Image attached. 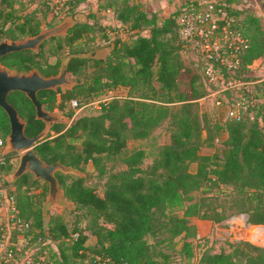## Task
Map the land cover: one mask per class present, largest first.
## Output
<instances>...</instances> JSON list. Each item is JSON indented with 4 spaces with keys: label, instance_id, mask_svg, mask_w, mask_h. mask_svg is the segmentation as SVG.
Wrapping results in <instances>:
<instances>
[{
    "label": "trees",
    "instance_id": "trees-1",
    "mask_svg": "<svg viewBox=\"0 0 264 264\" xmlns=\"http://www.w3.org/2000/svg\"><path fill=\"white\" fill-rule=\"evenodd\" d=\"M86 1L67 0L64 16L78 13V6ZM236 1L218 0L216 5L236 16L234 27L247 38L236 76L248 79L250 64L264 55V29L260 18L253 14L238 20ZM19 2L26 7L18 6ZM32 3L0 0V40L35 35L48 21L54 24L64 17L54 15L47 20L53 11L49 0ZM110 7L125 26L122 34L115 26L102 22L103 10ZM91 9L87 18L77 21L66 34L46 39L39 51L22 49L0 59L17 72L38 69L49 76L59 71L62 51L85 52L82 44H89L97 35L110 46L106 57L70 60L69 74L75 85L38 93L49 110H63L72 99L79 105L81 100H100L98 113L81 115L68 126L53 124L55 133L35 150L46 162L61 160L82 170L92 161L94 169L89 176L105 180L99 186L88 183V176L56 171L65 196L75 203L72 212L76 218L70 224L63 213H53L45 223L41 194L27 191L32 185L39 187L43 178L30 172L23 174L17 180L20 192L13 190L20 214L33 222V229L27 233L28 246L46 252L57 264H96L94 253L109 255L115 264H195L192 240L185 238L177 262L158 245L183 232L194 233L191 215L216 221L231 216L225 217L217 206L210 207L203 199L192 200L195 190L208 192L220 185L243 195L238 213H248L250 222L264 224V80L238 88L241 94L230 106L245 98L242 116L238 119L228 115L216 121L211 137L217 134L223 147L212 154L202 153L207 137L195 106L208 93L204 58L181 37L176 20L179 8L165 18L148 12L142 0H105ZM47 43L49 55H59L55 60L46 55ZM182 73L190 74V92L180 87ZM120 87L127 93L110 94ZM8 98L27 121L28 135H36L45 127L23 91H12ZM205 120L208 123V118ZM163 122L168 123L170 140L158 147L152 162L145 164V148L128 149V141L148 137ZM9 132L8 114L0 106V138H6ZM17 155L7 153V163L0 168V178L7 186L9 180L5 177L13 171V157ZM193 162H197L195 170L191 168ZM182 208V215L178 214L176 210ZM91 234L96 238L94 242L89 241ZM150 237H155L154 242ZM204 240L197 264H264V245L249 240L227 241L232 249L217 251Z\"/></svg>",
    "mask_w": 264,
    "mask_h": 264
},
{
    "label": "rangeland",
    "instance_id": "rangeland-1",
    "mask_svg": "<svg viewBox=\"0 0 264 264\" xmlns=\"http://www.w3.org/2000/svg\"><path fill=\"white\" fill-rule=\"evenodd\" d=\"M36 1L38 0H33V3ZM102 1L105 2V0H102ZM102 1L101 0H88L86 2H83L82 4L78 6L77 8L79 10L78 12H83L87 14L90 12V10H92L91 8L97 7L98 2L102 3ZM154 2L156 6H160V5L172 6L171 8H173L174 10L176 9V6L178 2H180V0L179 1L178 0H154ZM143 4H145V1L143 2ZM19 5L22 7H26L25 4L21 2L18 3V6ZM234 6L239 10L237 14L238 20L245 18V16L248 14H253L254 16H258L260 18L262 28L264 29V0H239L234 3ZM69 15H72V14H69ZM53 16L54 15L52 13H49V17L47 20L52 19ZM63 16H64V12H63ZM66 16L68 15H65L63 19ZM63 19H61L60 21H62ZM48 22H47V25H45L43 29L55 26L57 23H59L57 22L53 24L50 21ZM102 22L105 24H109L111 26H115L116 28H118L121 34L124 33L126 30L125 26H122V23L116 20L115 13L111 7L109 9L103 10ZM26 37L19 38V39H25ZM49 45L50 43H47L45 45L46 55L47 54L49 55V51H48ZM82 46L86 47L85 48L86 53L92 52L95 49H98L103 46H105L108 51L110 50L108 41L104 40L101 36H98V35L95 36L92 39V41L89 42V44L87 43L84 45L82 44ZM69 53L67 50L59 53L60 56L62 55L61 61H62V58L65 57ZM58 56L59 55H54V56L49 55L48 58L50 60H55ZM185 56H187L188 60L190 59L187 54ZM3 66H5V64ZM195 66H197L196 63H195ZM8 69L11 72H16L15 69L12 67H9ZM247 76H249L248 79H243V81H246L248 85L250 84V82L252 83L262 82L264 80V55L255 59L254 62L250 64V70L248 71ZM69 77L71 78V80L75 81L70 76V74H69ZM179 78H180L181 89L190 92V88H191L190 74L182 73ZM205 84L208 88V93L199 99V104L198 105L196 104L195 108H196V111L199 113V115L203 119V123L205 124V127L203 129V135L207 137L204 144L202 145L201 152L206 153V154H212L222 149L223 147V144L220 142V140L216 139L217 134H215L213 138L211 137L213 135L212 133H214L213 124L216 121H221L228 116V112H227L228 108L230 107L232 102L236 101V98L240 96L241 92L239 91L240 89L237 88V89H233L230 91L215 92L213 94V91L216 90V86L210 83L208 79L206 80ZM66 86L68 85H63V87H66ZM250 87H253V86L251 85ZM126 93H127V90L123 87H120L118 89L113 90L110 94L111 95L113 94L124 95ZM218 99L221 100L220 104L217 103ZM81 103L82 105L80 104L79 105L80 107L76 109L72 107L70 102H68L66 104L65 109L62 110L59 108H55L52 111H56V112H60L65 115H68L70 118V122L63 123L66 126H68L77 117L84 115V114H95V113H98L100 110L99 108L100 105L97 100L88 101V102L81 100ZM205 118H208V123H206ZM54 133H55V130L51 129L49 134H54ZM51 136L52 135H50V137ZM169 140H170L169 126L167 122H163L160 126L155 128L153 132L146 138H141V139L130 138L128 141V149H132L135 147L145 148L147 155L144 159V162L145 164H148L149 162H152L154 158V154L156 150L158 149V147L164 143L169 142ZM13 160L15 162L13 171L6 175L5 178L9 180L7 181L6 184H8L9 187L11 188H16L17 191L19 190L20 192L21 188L18 185L17 180L21 176L17 180H13V173L16 170L17 166L19 165V161H20L19 155L13 157ZM191 168L195 170L197 168V162H193L191 164ZM93 169H94V165L92 161H90L88 164H86L84 170L79 169L78 172H68V173H72L74 175H80V176H88V180H87L88 183L98 184L99 186H103V182L105 178L99 179L96 176H89V174L93 171ZM28 172H30V174H33L31 171H28ZM27 186L29 185L24 186V188ZM27 191H28V194L30 193L41 194L40 204H41V209H42V216L44 217L45 223L48 221L49 217L53 213L54 214L63 213L66 220L70 224L76 218V215H75L76 213L72 212V210L75 208V203H71V202L68 203V205L67 204L59 205L57 203H54L48 208L47 214L44 213L43 207H44V204L47 200L48 193H49V184L44 179L40 180L39 187H35L34 185H32L31 187L27 189ZM65 198L69 200L66 196ZM200 199H203L205 201V204L209 205L210 207L217 206V208L220 210L219 212H222L226 215L225 217L231 214L232 215L221 221H216L212 218H203L199 214L191 215L189 217V220H190V223L193 224L194 226V233L190 235H186L185 232H183L177 237H175L174 240L168 241V242L165 241L158 245L159 248H161L165 252H168L171 255L172 261L174 260L176 262L180 261L181 257L176 256V255H178L177 252L181 251L182 244L185 238H187V240H192L193 242L192 260L195 261V264L199 262V258L201 256V253L203 252V249H200V244L203 241V238H205V240L207 241V246L209 245L210 249L217 250V251L221 249L231 250L232 247L227 243V241H239L240 239L249 240L258 245H264V239L262 240V239L255 237L256 234H258L259 232H263L264 228H259V227L258 228H255V227L247 228V226L243 225V220H242L243 217L241 215H243L244 212L243 213H238V212H241L239 207L242 205V202L244 201V197L243 195L239 194L236 190H234L232 187L225 186V185L224 186L223 185L214 186L208 192H204L203 188H199L193 192L192 200L195 201V200H200ZM60 208H66V210L61 211ZM176 212L182 215L183 208L177 209ZM234 214H237L235 216L238 217L236 222L232 221L231 224L223 223V221L232 218ZM34 218H36V216ZM85 223H86V220H83L82 224H85ZM162 236H166V235H162ZM95 239H96L95 236L91 234L89 241L94 242ZM149 240L151 242H154L155 237H150ZM185 261L186 260H184V262Z\"/></svg>",
    "mask_w": 264,
    "mask_h": 264
},
{
    "label": "built area",
    "instance_id": "built-area-1",
    "mask_svg": "<svg viewBox=\"0 0 264 264\" xmlns=\"http://www.w3.org/2000/svg\"><path fill=\"white\" fill-rule=\"evenodd\" d=\"M217 1L180 0L176 6V9L179 8L176 20L180 35L204 58L206 77L216 86L213 94L248 85L242 77L236 76L241 64V53L247 46V38L234 27L236 16L223 6H217ZM49 2L53 7L52 14L63 16V7L67 0ZM105 99L107 97L103 98ZM245 101L244 98L230 106L228 115L239 119ZM250 102L254 103V100ZM70 103L75 109L80 107L76 99H72ZM217 103L220 104L221 100L218 99ZM6 143V138H0V168L7 163V153L4 152ZM244 214L241 215L244 226L264 228V224L252 223L249 216ZM237 218L234 215L223 223L231 224ZM32 224L31 219L27 220L20 214L13 188L5 185L0 178V264H57L46 252H38L36 248L28 246L27 233L33 229ZM93 260L96 264H115L109 255L100 253H94Z\"/></svg>",
    "mask_w": 264,
    "mask_h": 264
},
{
    "label": "water",
    "instance_id": "water-1",
    "mask_svg": "<svg viewBox=\"0 0 264 264\" xmlns=\"http://www.w3.org/2000/svg\"><path fill=\"white\" fill-rule=\"evenodd\" d=\"M87 15L83 12L66 16L55 26L42 29L35 35L25 39H11L5 37L0 40V59L11 52L22 49L40 50L41 44L48 38L55 35L66 34L68 29L77 21L85 20ZM108 50L105 46L95 49L92 52H71L62 58L59 71L53 75H44L38 69H32L29 72H11L3 66L0 61V106L4 108L10 120V132L6 139L4 148L5 153H16L20 157L19 165L13 173V180L31 171L36 178H43L49 184V193L44 204L43 211L47 214L48 208L57 203L59 205H68L74 203L65 198V191L61 187L56 171L78 172L79 169L64 164L61 160L46 162L35 150V147L46 139L55 123H69L70 118L60 112L52 111L43 105L39 99V91L43 89L57 90L63 85H75L76 82L69 77V62L73 57H106ZM23 91L33 102L36 108V117L45 122V127L36 135L30 136L26 133L27 121L20 114L18 108L9 101L10 92ZM248 217L249 214L245 213Z\"/></svg>",
    "mask_w": 264,
    "mask_h": 264
},
{
    "label": "crops",
    "instance_id": "crops-1",
    "mask_svg": "<svg viewBox=\"0 0 264 264\" xmlns=\"http://www.w3.org/2000/svg\"><path fill=\"white\" fill-rule=\"evenodd\" d=\"M144 1H145L146 10L148 12H156V13H158V15L161 18H165V17L170 16L173 13V11L175 10V9L173 10V8H171L172 6H165V5L156 6L154 0H144ZM218 230H219V228H218Z\"/></svg>",
    "mask_w": 264,
    "mask_h": 264
},
{
    "label": "bare ground",
    "instance_id": "bare-ground-1",
    "mask_svg": "<svg viewBox=\"0 0 264 264\" xmlns=\"http://www.w3.org/2000/svg\"><path fill=\"white\" fill-rule=\"evenodd\" d=\"M255 237L263 240L264 239V231L263 232H259L258 234H256Z\"/></svg>",
    "mask_w": 264,
    "mask_h": 264
}]
</instances>
